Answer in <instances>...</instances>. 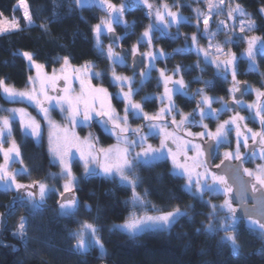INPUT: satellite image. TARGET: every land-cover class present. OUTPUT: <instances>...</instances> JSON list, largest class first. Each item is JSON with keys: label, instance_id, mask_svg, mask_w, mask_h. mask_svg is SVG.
<instances>
[{"label": "trees", "instance_id": "trees-1", "mask_svg": "<svg viewBox=\"0 0 264 264\" xmlns=\"http://www.w3.org/2000/svg\"><path fill=\"white\" fill-rule=\"evenodd\" d=\"M107 1L126 4L124 15L134 20L133 33L135 30V33L143 31L151 22L152 15L139 2ZM166 1L179 6L187 17L168 32L155 30L156 37L151 44L160 53L164 52L159 59L160 65L183 67L182 73L190 83L191 96L177 95L175 100L183 111L195 112L193 110L198 107L202 93L228 95L230 79L222 76L212 63H207L204 68L202 61L198 62L200 56L191 42L193 35H202L196 20L199 1ZM19 2L0 0V18H17L20 23L19 29L0 33V80L18 88L28 84L34 69L24 53H32L34 60L46 63L48 67L62 57L78 65L90 62L105 70L109 66L110 60L104 51L98 49L95 39V26L104 14L100 6L79 5L76 0H25L33 20L29 26ZM234 4L250 12L256 23L251 34L260 36L264 42V0H226L224 7L229 9ZM245 32L247 36L235 34V40H225L236 54L242 55L248 46L249 31ZM128 41L131 42L130 35ZM256 64L257 67L241 57L239 76L254 88H264V50L259 52ZM153 83L150 81V89ZM251 95L247 97L250 99ZM10 103L12 101L4 97L0 88L1 114ZM116 103L121 102L116 100ZM152 105L157 108L158 101L152 99L147 103V107ZM91 128L103 145L114 141V137L99 124L93 123ZM16 130L22 158L27 165V172L21 175V180L48 183L55 191H51L44 202L47 206L39 209L33 208L29 199L15 200L8 211L3 231L1 217L13 193L0 191V264H264V239L259 230L239 221L235 228L238 249L234 251L231 243L224 241L226 231L220 221L209 215L212 202L185 190L186 179L173 174L169 158L151 165L135 164L127 173L136 180L135 191L144 201L143 205L136 206L132 203V188L122 185L119 177H86L80 171V163H76L79 180L74 191L79 207L71 216L61 215L59 192L63 190L64 178L58 163L52 161L46 137L37 142L25 135L19 125ZM2 157L0 153V159ZM177 207L187 215L180 217L167 231H145L133 237L114 227L124 224L135 211L157 214L171 212ZM21 218L26 221L25 235L14 236ZM84 223L99 229L96 235L103 243V254L98 246L91 247L86 253L75 250L77 240L73 234L80 231ZM209 225L217 231L210 233Z\"/></svg>", "mask_w": 264, "mask_h": 264}, {"label": "snow or ice", "instance_id": "snow-or-ice-1", "mask_svg": "<svg viewBox=\"0 0 264 264\" xmlns=\"http://www.w3.org/2000/svg\"><path fill=\"white\" fill-rule=\"evenodd\" d=\"M79 2V0H77ZM224 0H220V3L223 4ZM20 6L24 9V18L28 22L29 26L32 25V17L28 11V6L25 0H20ZM109 9L115 10V6L109 4ZM151 8V5H149ZM167 9V5H165ZM213 8V4L209 0V10ZM121 13L123 12V6L118 10ZM240 12L242 15H246L243 12L239 5H236L234 10H230L228 12L229 17L232 16V12ZM264 11V10H262ZM168 15L172 18V22L179 24L184 18L179 17L175 12H168ZM157 19L160 21H164V16L157 12ZM205 31L208 29V18L203 20ZM20 25L18 21H8L7 18L0 20V32L17 30ZM251 27V25L249 26ZM107 30L112 31L111 25H107ZM241 31H244L243 25L241 26ZM102 31L101 25L95 26V32L97 35V44H99V35ZM214 35V34H213ZM143 37L148 38V42L151 41L150 30H147L143 33ZM257 37H252L248 40L249 48H248V56H254V47L257 41ZM193 43L196 42V36H192ZM137 49L134 47L133 53L135 54ZM198 52L204 51L202 49H197ZM217 52L219 55L216 57V67L218 69L223 68L226 71L231 66V74L233 77V81H235L236 71H235V54L224 53L219 46H217ZM27 59L30 62H33V57L29 53H24ZM204 55L207 58L208 53L204 51ZM147 56L154 60L157 57L152 53H147ZM220 56L226 57L222 61L220 60ZM108 57L113 59L114 63H123L122 57H119L112 51L111 46L108 49ZM69 59L67 57L63 58V67L61 68V75H56V70H53V74L51 76L43 73L44 65L36 64L35 67L37 69L36 77H29V83L31 85L30 90L26 91H17L15 88L5 85L3 80H0V88L3 89V92L10 98H26L30 102H34V104L39 108V111L43 114L44 118L48 121L49 127L53 130L49 133V151L53 157V163H58L61 168V176L65 179V183L63 184V192L59 193L61 197V202L59 204L60 213L63 216H71L73 215L78 207L79 201L75 198L74 189L78 183L77 178L74 176L72 172V159H73V149L79 153V158L83 163V167L85 169V176L89 175H103L110 179H115L119 177V180L122 185L130 186L133 190L132 203L133 206L143 205L144 201L142 197L136 193V180L130 178L127 173L131 172L135 167V164H143V165H151L155 161L163 160L167 156H170L173 163V174L177 176H186L187 184L185 185V190L192 192L193 184L195 186L196 192L195 195H201L205 191H213L220 192L223 191L225 194L231 193L232 187L228 183L225 175H216L214 173L205 175L207 171L205 168V172H197L195 181L193 179V169L200 168L203 164V156L204 151L201 148L200 144H195L191 140H185L182 136L178 135L179 130H185V126L190 123H194V119L190 120L188 115H184L181 113V120L179 123L176 121L175 116H172L171 124L175 127L177 132H168L166 127L162 126L165 121L166 115H170L174 109L175 105L173 103L172 95L173 88L169 87V83L175 85H179V88H176L177 92H181L182 94H186L183 92L185 88L183 79L173 81L171 76H165L163 70H161V77L164 80V95L161 97L162 101L167 99L168 105L167 107H163L160 111L155 115H149L143 112V108L141 104L135 103L132 100L133 90L131 87V79L128 77H122L116 75L113 70L112 77L113 83H116L120 86V93H118V97L125 102L124 115L120 116L115 109L111 105V97L108 93L107 89L102 87H95L91 84L92 76L99 77L101 73L90 72L92 65L85 64L81 68H72L71 72L68 71ZM73 73H80L79 84H80V94H74V90L72 89V81L74 77ZM64 80L66 85L61 91L62 95L51 96L49 95V91H56L57 89V81ZM208 83V82H206ZM37 84L39 87H37ZM124 87L128 88V91H124ZM236 89H233L235 91ZM203 90H200L202 93ZM258 95H264V93H258ZM148 99V98H146ZM53 101L60 108L61 112L66 113V119L72 125L73 128L78 123L87 124L88 121L93 119V116L101 118L100 122L105 130L109 134H114L117 139V145L111 146L109 148H97L95 143L92 142L91 134L89 139L85 141H80L79 137L76 136L74 131H69L68 128H60L59 125H56L50 118L49 108L52 106ZM213 102V98L202 96L201 101L198 103V107L196 113L200 116L201 120L206 117H214L218 113L211 109V104ZM227 105L223 110L227 109ZM249 107L255 108V105H250ZM205 108L208 110L206 111ZM13 113L19 112L21 114V124L28 132L29 135L35 136L36 138H40V125L34 119L29 117L25 119L26 113L23 109H13L11 110ZM132 113L136 118H142L148 123L145 125L149 128V134H153L154 131H158L159 134L162 135L161 143L159 148H153L151 145H145V141L147 140V136L144 135L140 128L132 129L128 126V115ZM255 115L259 117L260 122L264 125V108H257L255 111ZM245 118L236 114L232 116L229 120L224 121L220 124L216 131L210 132L207 131V125H202L206 131L201 133H191L187 132L189 137L199 136L211 137L217 144L222 143L224 138L227 136V132L231 130L229 128L230 125L235 126V130L237 133L238 141H237V152L236 154L225 153V159H240L239 156V137L242 135L240 128L241 124L238 123L243 121ZM10 135L11 133V125L10 121L7 117L0 118V142H2V138L5 135V132ZM251 132V129H248ZM129 133L136 135L137 139L132 140L129 138ZM259 136L261 138V144H264V132L261 133H253L252 139L255 140L256 137ZM248 137H244L245 146H247ZM169 141L176 146L175 150L169 146ZM189 145L196 151L195 157H188L187 151ZM141 148V151L135 152V148ZM15 153L19 156V149L15 142H12V146L4 152V158L7 162L9 159V154ZM183 157L184 160L181 162L180 157ZM192 160L193 164L189 166L187 161ZM224 161H221L223 164ZM90 165H95V167L90 168ZM219 168L220 165H217ZM97 169L99 171H97ZM23 171V170H22ZM249 176H252L253 173L245 170ZM259 172L261 175H257L255 177L256 181L264 187V168L260 169ZM5 174L10 176L12 180H15V176L11 173H5L3 168L0 167V180L4 179ZM201 178L207 180H212V186H209L207 183L202 184ZM35 186V185H33ZM24 185H17V188H25ZM39 199L36 200L33 197V194L29 192V196L33 197V208L39 209L43 206V203L46 198V194L48 191H55V189L49 190L47 185L44 183H39ZM253 190H255V185H253ZM243 191L245 189L241 188V198L243 195ZM65 193L69 195H65ZM88 207V206H86ZM213 209L217 206L212 205ZM221 208H225L228 210L230 215L226 218L225 223L222 225L225 231H228L229 227L234 228L236 223V217L234 215L235 209L231 206V201L226 200L224 205L220 206ZM215 211H213L212 215L215 216ZM186 212H182L179 207L174 209L171 212L162 213L159 215H143L137 216L133 214L129 220H127L123 225L114 226L117 230L125 231L130 236L135 237L141 232L145 231H167L169 230L182 216H186ZM227 221H231V225L227 223ZM25 223L23 218L19 223V230L17 233H14V236L23 237L25 235ZM259 224V229L262 234H264V223H260L259 221H251L250 226ZM99 231L93 224L84 223L81 227V230L74 233L73 236L76 238V251L80 253H86L91 247L98 246L103 254V243L96 235ZM208 231L215 232L217 229L209 225ZM86 234L88 235V239H85ZM225 242H230L234 251L238 249V245L236 244L235 235L229 234L224 237Z\"/></svg>", "mask_w": 264, "mask_h": 264}, {"label": "rangeland", "instance_id": "rangeland-1", "mask_svg": "<svg viewBox=\"0 0 264 264\" xmlns=\"http://www.w3.org/2000/svg\"><path fill=\"white\" fill-rule=\"evenodd\" d=\"M133 3L139 2L140 4H143L146 6V10L149 11V13L152 15L151 16V22L149 23L148 27H146L143 31H139L137 33L136 30L135 32H131L128 35L131 36V42L129 43V48L130 50L133 52L134 47L139 50H141V52L144 54L145 58H146V63L143 67H141V71H139V73H135L132 70H126L128 68V66H131V63H128V65H126L124 59H123V54L121 52V48H119V42L113 43L112 41L109 40V38H107V35L109 34L110 31L107 30V25L110 24L112 30H117L119 32V36L121 35H126L125 32V28L126 25H133L134 24V20H129L126 18V16L124 15V10L126 8V4H111L109 3L107 0H79V2H76L79 5H96V6H100L103 10H104V14H103V18L101 19L100 22H98L96 25H101L102 31L99 35V44H97V35L95 36L96 38V44L98 49L104 51V53H106L107 57H108V49L109 46H111L112 51L117 54L119 57H122L123 59V63H114L113 59H110L108 57V59L110 60L109 66L105 69H100L96 66V64L93 63H84L85 64H90L92 65L90 72L92 73H96L99 72L101 73V75L99 77L96 76H92L91 78V84L95 87H102L107 89L108 93L110 94L111 97V105L112 107L115 109V111L120 115L123 116L124 115V108H125V102L122 101L119 97H118V93H120L121 89L120 86L116 83H113V77H112V73L113 70L115 71L116 75L122 76V77H128L131 79V87L133 90V96H132V100L135 103H139L141 104L142 108H143V112L149 114V115H155L157 114L161 108L163 107H167L168 105V101L167 99H164L162 101L161 97L164 95V80L161 77V70H163L165 76H171L173 78V81L175 80H179V79H183L184 81V85H187V88L183 89V92L189 93L191 90L189 89V82L187 81V79L184 78L182 70L183 67L181 66H176V67H168L167 65H160L159 64V59L160 56H162L164 54L160 53V50H157L152 44L151 42H153V39L156 37L155 36V30H160V32H168L170 31V28L173 27L176 23L172 22V18L168 15V12H175L178 14L179 17L182 18H186L187 15L182 13L181 8L179 6H176L175 3L172 2H168L166 0H161V1H154V0H132ZM199 1V7L200 9H196L197 11V16H196V20L197 23L200 24L201 26V34L205 37L202 38L201 37H197L196 36V42L193 43V41L191 42L193 45V48L195 49V51L197 52V54L200 56L198 62L202 61V66L205 68L207 65V63H212L214 66H216V57L219 55V53L217 52V46H219V48H221L223 50L224 53H230V54H235L236 56V61H235V71H236V77H235V81H233V77L231 74V66L228 68V70L226 71L223 68L218 69L216 67V70L220 73H222V76H224L226 79L229 78L230 79V87H231V91L229 92L228 95H223V96H214L211 95L210 93L206 92V93H202L200 99H202V96H207V97H211L213 98V102L211 104V109L214 110L216 113H218L217 115H215L214 117H206L203 120H201L200 116L196 113L197 108H195V112H187V111H183L181 108H179L177 106L174 94L176 91V88H179V85H174L172 83H169V87L173 88V95H172V99H173V103L175 105V109L174 111L170 114V115H166L165 117V121L163 122L164 127H166V130L168 132H177V130L175 129V127L171 124V119L172 116H175L176 121L179 123V121L181 120L182 116L181 113L184 115H188L190 120L194 119V123H190L187 124L185 126V130H179L178 131V135L182 136L185 140H191L193 143L195 144H200L201 148L203 149V142H207L209 138V136H205V137H199V136H192L189 137L187 135V132H191V133H201V132H205L206 129L202 126V125H207V131L210 132H215L217 127L222 124L224 121L229 120L232 116L239 114L240 116H243L245 119L243 121H240L238 123L241 124V128L240 131L242 133V135L239 137V156L241 159L242 155H247V150H248V143L251 141H254L252 139V134L253 133H261L264 132V125L261 124L259 117H257L255 115V111L257 108H264V95H258V93H264V88H254L253 86H251L249 84V89L247 90V93L244 95V99L241 100L242 103V108L241 109H234V108H229L227 107L226 110H221L224 109L225 106L227 105L229 99H236L235 97V93L238 90V84L241 81H244V79H241V77L239 76V59L242 57L244 59H246L247 61H251L252 64H254L255 67H257L256 64V60L257 57L259 55V52H262L264 50V42L262 40V38L260 36H254L252 35V31L253 28H255V20H253L250 12H248V10H245L242 6L241 9L243 10L244 13H246V15H242L240 12H236L233 11L232 12V16L229 17L228 12L230 10H234L236 8V5L238 4H234L232 5V7L230 6L229 9H225L224 4L225 1L223 2V4L220 3V0H210V2L213 4V8L211 9V11L209 10V0H197ZM114 5L115 6V10L109 9L108 5ZM19 7L20 6V2L18 3ZM149 5H151V8L149 7ZM165 5H167V9L165 8ZM28 6V5H27ZM121 6H123V12L121 13L120 11H118ZM23 9V7H21ZM225 9V10H224ZM262 10H264V8H262ZM29 13H30V9H28ZM24 12V9H23ZM157 12H159L161 15L164 16V21H160L157 19ZM264 13V11H263ZM4 18H7L8 21H18L19 20L17 18H9V17H1L0 20H3ZM205 18H208V29L207 31H205V26L203 23V20ZM183 19V20H184ZM33 23V20H32ZM20 25V23H19ZM243 25L244 27V31H241V26ZM251 25V27H249ZM134 30V29H133ZM132 30V31H133ZM147 30H150V36H151V41L150 43L148 42V38L143 37V33ZM249 31V36H248V40L252 37H257V41L255 43V47H254V56L253 57H249L248 56V48H249V44L247 46V48L245 49V51H243L241 54H236L234 50H232V48L229 46V44L225 43V40H235V34H239L240 37L243 36H247V32L245 31ZM4 32H0V33H5ZM96 34V32H95ZM214 34V35H213ZM200 38H202L203 40H201ZM247 40V42H248ZM246 42V43H247ZM197 49H202L204 51H207L208 56L207 58L204 55V51H200L198 52ZM152 52L157 58L154 60H151L148 56L147 53ZM32 55V53H29ZM27 58V57H26ZM63 58H59L58 61H55L56 63H54L51 67H48L46 63H42V62H37L36 60H34L33 58V62H30L28 59V62L31 63L34 71L31 75V77H36L37 75V69L35 67L36 64H41L44 65L43 68V73H45L48 76H51L53 74V70H56V75L59 76L61 75V68L63 67ZM226 57L224 56H220V60L222 61L223 59H225ZM69 59V58H68ZM69 66H68V71L71 72L72 68H81L84 65H78L75 64L74 62H71V60L69 59ZM132 62V61H131ZM74 77L73 81H72V89L74 90V94L79 95L80 94V84H79V79L78 77L80 76V73H73L72 74ZM106 75L108 76L107 80H106ZM5 85L10 86L15 88V90L17 91H26V90H30L31 89V85L28 82L27 85H25V87H16L13 86L10 83H7L6 80H3ZM63 81V84H61V82ZM150 81H154L153 83V87L150 89ZM67 86L66 82L64 80H58L57 81V89L56 91H49V95L51 96H58V95H62V89ZM37 87H39V85L37 84ZM233 89H236L235 91H233ZM125 92L128 91L127 87H124L123 89ZM3 91V89H2ZM250 99L247 98V96L249 95ZM4 97H6L8 100L12 101V103H10L5 109L3 114L0 113V118L3 117H7L10 121V125H11V133L10 135L7 133V131L5 132L4 137L2 138V142H0V153L2 154V158L0 159V167L3 168L5 173H11L12 175L15 176V180H12V178L10 176H8L7 174H5L4 179L0 180V191L2 190H7V191H11L12 193L19 190L20 188H17V185H35L33 186L38 187L39 183H43V182H35V183H26L23 182L21 180V175L23 173L27 172V165L24 162L23 158H22V151L20 148V141L18 139L17 136V130H16V126L19 125L20 130L22 129L23 133L27 136H30L32 138H34V140H36L37 142H42L44 140V136L47 139L48 145H49V133L51 131H53L48 124V121L44 118L43 114L39 111V108L34 104V102H30L29 100H27L26 98H16V99H10L4 92H3ZM148 98V99H146ZM152 99H156L158 101V107L156 108L154 105L147 107V103L149 101H151ZM116 100L120 101L121 103H116ZM237 102L239 103L240 98L236 99ZM250 105H255L256 107H249ZM13 109H23L26 113L25 119H28L29 117L34 118L40 125V132H41V136L40 138H36L35 136L29 135L28 132L25 130V128L22 126L21 124V114L19 112L13 113L11 110ZM205 110L207 111L208 109L205 108ZM219 111V112H218ZM49 115L51 120L56 124L59 125L60 128H68L69 131H74L76 136L79 137L80 141H85L87 139H89V136L91 134V138H92V142L95 143L97 148H109L111 146L117 145V139L116 136L114 134H110L111 136L114 137V141L110 142V144L108 145H103L99 140L98 137H96L95 134H93V130L91 128V124L93 123H97L100 126H102L100 120L101 118L96 117L95 115L93 116V119L88 121L87 124H82V123H78L75 128L72 127V125L69 123V121L65 118L66 117V113L61 112L60 108L55 104V101H53L52 106L49 108ZM193 115V116H192ZM212 121H214L212 123ZM148 122L145 121L142 118H136L131 112L128 115V126L132 129L135 128H140L142 133L144 135L147 136V140L145 141V145H151L153 148H159L160 147V143H161V139L163 138L161 134H159L158 131H154L153 134H149V128L146 127L145 125ZM103 130L109 134L105 128L102 126ZM229 128H231L230 131L227 132V136L224 138V141L222 143L218 144V155L221 157L219 158V161L222 160L223 158H225V153H232V154H236L237 152V141H238V137H237V133L235 130V126L234 125H230ZM248 129H251V132L248 131ZM129 138L132 140H136L137 136L133 135L131 133L128 134ZM247 136V146H245L244 143V137ZM260 138L259 136L256 137ZM15 142V144L18 146L19 149V156H17L15 153H10L9 154V159L6 162L5 158H4V152L6 150H8L11 146H12V142ZM169 146L173 148V150H175L176 146L174 144H172L169 141ZM135 152H139L141 151V148L137 147L134 149ZM262 153H257L256 155H253L252 157H249L245 160V163H247V167H245V170H248L250 172L253 173L252 177L255 179V177L257 175H261V173L259 172L260 169L264 168V159L261 160L258 158V156H261ZM52 156V155H51ZM187 156L188 157H195L196 156V151L191 147V145H189L188 151H187ZM166 158H169V160L172 163V159L170 156H167ZM181 162H183L184 158L181 156L180 157ZM235 159V158H233ZM240 159H236V160H240ZM203 163L205 162V154L202 158ZM52 161H53V157H52ZM80 163V171H82V173H85V169L83 167V163L79 158V153L76 151V149H73V159H72V172L74 174V176L77 178V181L79 180V173H77V171H75V164L76 163ZM187 163L189 164V166H191L193 164L192 160L187 161ZM219 162H217L218 164ZM173 166V163H172ZM95 167V165H90V168ZM23 170V171H22ZM61 171V168H60ZM97 171H99L97 169ZM197 172H205V170H201L199 168L193 169V179L195 181L196 178V173ZM216 174L218 175V173H216L215 171H209V172H205V175H209V174ZM247 174V172H245ZM185 177V185L187 184V177ZM256 181V179H255ZM257 182V181H256ZM64 183H65V179H64ZM201 183H207L209 186H212V180L209 178L207 180L201 178ZM258 183V182H257ZM47 185L48 189L51 190L53 189L52 186H50L48 183H44ZM78 184V183H77ZM259 184V183H258ZM77 186V185H76ZM232 187V185H231ZM39 188V187H38ZM233 190V187H232ZM28 191V190H27ZM32 194L33 192L31 190H29ZM51 191H48L46 194V198L45 201L47 199V197L49 196V193ZM62 191H60L59 193H62ZM192 192L195 193L196 189L195 186L193 184L192 187ZM232 193V191H231ZM225 194L223 191L220 192H213V191H205L202 196L207 198L208 200H210L211 206L212 205H216L217 207L215 209H213L211 206L210 208H212V211L209 213L210 217H212V213L213 211H215V217L216 219H218L220 221V225L222 227V225L225 223L226 218L230 215H233L232 213H229L227 209L225 208H221V205H224L226 200H230L231 201V206L233 209H235L234 215L236 217V223H235V227H229L228 231H226L225 233V237L229 234L235 235V228L237 226V224L239 223V218H238V207L236 206V204L234 202H232L231 196L230 194ZM199 197L201 195H198ZM33 197H35V195L33 194ZM33 197H30L29 194L28 196H25L24 198L21 199H29L31 202H33ZM36 199V198H35ZM44 201V202H45ZM133 214L137 215V216H143L145 214L139 213V212H134ZM131 214L127 220H129V218L133 215ZM147 215H159L162 213H157V214H151V213H146ZM126 220V221H127ZM124 221V223L126 222ZM251 221L254 220H247L245 223L250 226ZM227 223L229 225H231V221H227ZM123 225V224H122ZM251 228L254 229H258L259 233L262 235V237L264 238V234H262L261 230L259 229V224H255L250 226ZM223 228V227H222ZM98 236V235H97ZM85 239H88V235L86 234Z\"/></svg>", "mask_w": 264, "mask_h": 264}, {"label": "water", "instance_id": "water-1", "mask_svg": "<svg viewBox=\"0 0 264 264\" xmlns=\"http://www.w3.org/2000/svg\"><path fill=\"white\" fill-rule=\"evenodd\" d=\"M133 30L132 25H126L125 32L130 33ZM107 38H109L110 41L115 43L116 41H119V33L118 31L112 30L107 35ZM121 52L124 56H127L129 50L128 48L122 46ZM132 64H131V70L135 73H139L141 71V67H143L146 63V58L144 54L140 51L132 55ZM63 84V81L61 82ZM238 90L235 93L236 99L243 98V96L246 94L247 90L249 89V84L246 81H241L238 84ZM236 99H230L227 103V106L238 109L240 107V104L237 102ZM204 150L207 158V162H211L212 159L216 155L217 150V143L212 139H208L207 142H205ZM224 161L223 164L220 163V167L216 168L217 173L225 174L227 176V179L229 183L233 186L232 193L230 194L232 202L237 204L239 207L238 214L240 217H256L258 218L261 223H264V189L258 188L257 190H253V184H252V177L244 173L243 164L240 161H235L233 159L230 160H222ZM241 188L245 189L243 191V195L241 198ZM28 190V191H27ZM31 190L33 194L35 195L36 200L39 199V188L33 187L31 185H26L25 188H20L17 190L16 195H13V198L8 202L7 204V210L2 215V222H1V229L3 231V228L7 222V214L10 206L14 203L15 200H20L21 198H24L25 196H28V192ZM74 194L75 191H74ZM65 195H69L65 193ZM59 202H61V197ZM44 206H47L46 203H43Z\"/></svg>", "mask_w": 264, "mask_h": 264}, {"label": "flooded vegetation", "instance_id": "flooded-vegetation-1", "mask_svg": "<svg viewBox=\"0 0 264 264\" xmlns=\"http://www.w3.org/2000/svg\"><path fill=\"white\" fill-rule=\"evenodd\" d=\"M119 33V32H118ZM120 37V39H119V41H116V42H119V48H121L122 46H124V47H126V48H128V50H129V52H128V54H127V56H124L123 55V59H124V61L126 62L125 64L126 65H128V63H131L132 64V55L134 54L131 50H130V48H129V35L126 33V35H121V36H119ZM115 42V43H116ZM138 51H140L141 52V50H139L138 49ZM138 51H136V53L138 52ZM128 68L131 70V66H128ZM185 88H187V85L185 86ZM184 93H186V92H184ZM247 93V92H246ZM174 94V93H173ZM177 95H186V96H191L190 95V92L189 93H186V94H182L181 92H175V94H174V97H176ZM248 98V97H247ZM244 99V96H243V98H240V101H239V104H240V107L238 108V110L239 109H241L243 106H242V103H241V100H243ZM230 100V99H229ZM229 107V106H228ZM229 108H231V107H229ZM219 112V111H218ZM193 116V115H192ZM214 121H212V123H213ZM210 139V138H209ZM260 140H261V138H257V139H255L254 141H251V142H249L248 144V150H247V155H242L241 156V159L240 160H236V159H233V160H235V161H240L242 164H243V168H244V173H245V167H247V163H245V160L247 159V158H249V157H252L253 155H256L257 153H262V155L261 156H258V158L259 159H261V160H263L264 159V144H261V142H260ZM204 145H205V142H203V151H204V154H205V150H204ZM218 144H217V150H216V155H215V157L212 159V161L211 162H207V158H206V154H205V162L202 164V166L199 168V169H201V170H205V168H206V170H207V172H209V171H215L216 173H217V165H220V163H221V161L222 160H224L225 158H223L222 160H220L219 161V158L221 157V155L219 156L218 155ZM217 162H219L218 164H217ZM246 174V173H245ZM218 175H225V174H222V173H220V174H218ZM248 175V174H247ZM225 177H226V179H227V176L225 175ZM252 177V176H251ZM227 181H228V179H227ZM228 183H229V181H228ZM230 184V183H229ZM252 184L253 185H255V189L257 190L258 188H263L264 189V187H262L261 185H259L256 181H255V179L252 177ZM231 185V184H230ZM234 185H232V187H233ZM16 193H17V191H15V192H13V194H12V196L13 195H16ZM28 194H29V192H28ZM236 206H237V204H236ZM238 207V206H237ZM238 210H239V207H238ZM238 218H239V221H247V220H249V219H251V220H255V221H259L260 223H261V221L258 219V218H254V217H244V218H242V217H240L239 216V214H238ZM264 239V238H263Z\"/></svg>", "mask_w": 264, "mask_h": 264}]
</instances>
